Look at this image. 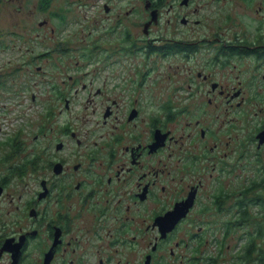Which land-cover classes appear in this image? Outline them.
Returning <instances> with one entry per match:
<instances>
[{
	"label": "flooded vegetation",
	"instance_id": "1",
	"mask_svg": "<svg viewBox=\"0 0 264 264\" xmlns=\"http://www.w3.org/2000/svg\"><path fill=\"white\" fill-rule=\"evenodd\" d=\"M78 1L77 7L82 4L93 16L92 29L90 21L83 36L96 40L80 54L85 63L78 80L61 75L59 87L65 91L48 90L63 101L59 114L70 116L62 117L58 130L49 123L39 125L43 135L48 128L60 138L52 153H60L69 138L84 146L83 159L70 165L54 159L52 174L40 178L22 218L14 213L21 196L18 205L5 211L12 220L2 219L6 200L10 206L14 202L6 193L11 167L3 169L0 162V264H216V256L202 251L205 226L223 233L214 239L222 246L231 234L238 237L237 230L250 219L249 208L264 216V0ZM54 2L0 0L16 6L17 18L30 19L11 22L2 37L67 39L72 2L59 0L57 8ZM95 52L98 58L92 63ZM49 55L37 57L53 61V69L69 67L66 48L59 49V63ZM150 59L168 86L158 88L160 94L152 93L151 70L146 69ZM202 88L207 106L186 109L191 118L181 135L168 125L181 127L180 104L198 97ZM73 101L79 108L71 113ZM68 117L108 127L112 139L107 140L113 143L83 144ZM232 120L243 124L239 144L231 143ZM84 140L92 141L88 136ZM204 162L210 164L204 166L207 170ZM243 169L252 172L241 190L233 188L238 192L231 198L230 176L241 172L242 183ZM173 172L178 175L171 176ZM205 174L212 180L207 187ZM195 211L200 219L190 225H196V232L184 223ZM181 212L185 214L177 219ZM248 224L259 238L260 225Z\"/></svg>",
	"mask_w": 264,
	"mask_h": 264
},
{
	"label": "rangeland",
	"instance_id": "2",
	"mask_svg": "<svg viewBox=\"0 0 264 264\" xmlns=\"http://www.w3.org/2000/svg\"><path fill=\"white\" fill-rule=\"evenodd\" d=\"M54 1L55 2L52 5L54 8H57L59 0ZM75 1L78 0H68L69 4L72 2L71 20L64 29H66L65 31L69 33V37L63 40L56 38L45 40H35L30 38L20 39L9 34L2 37V32L10 27L11 22L16 23L22 20L30 19L17 18L20 13L16 10V6L12 4L1 5L0 3V162H2L3 169L14 165L13 168H9L7 170L8 180L6 184V193L8 192L13 196L14 202L12 203V206H10V203H7L6 200L5 205L2 206L4 207L2 211L3 214L6 210L13 209V205H18L17 200L18 197L21 196V201L19 203L20 209L19 211H14V213H16V215H21L20 219L22 218L25 213V204L31 198L35 199L36 197V194L33 195V193H35L38 187L40 178L49 177L52 174L50 163L54 159H64L69 165L83 159L81 153L85 149L84 146H76V142L74 140H70L69 138L66 139L67 144L60 153H52L54 144L58 142L60 138L58 135L52 136V130H48V128L46 131L47 134L43 135L45 129L43 130L44 127L40 129L39 125L40 123H49V125L56 127L58 130V123L60 124L62 122V117L70 116L69 113L66 112H62L61 115L59 114V110L64 107L63 101L59 100L57 95L48 94V90L49 88L52 89L53 87H58L59 89L65 91L63 88L59 87L61 85L59 76L61 75L65 76V74H71L73 81H75L83 74L81 63H85V61H81L80 54L84 53V51H82L84 48L92 47L94 40H96L88 36H83L84 33L85 35L87 34V28L90 21H92V24L89 27L92 29V10L86 9L82 4L77 7ZM85 10H87V14L83 13ZM137 33V30H133V34L137 35ZM100 41L101 39L99 42ZM60 48H66L68 52H70V55H68L64 60V63L69 64L67 69L64 67L62 69H53L51 68V65L55 64L53 61H47L45 58L37 57L40 53L49 51L51 53L49 56L54 57V60L59 63ZM96 53L97 52L92 55V63H94L96 58H98L96 57ZM51 57H49V59ZM133 62H136V60L130 59V63ZM16 64H19L20 66L28 64V66L9 70V68L15 67ZM146 69L151 70L149 82L151 83L152 93L160 94L162 90L159 91L158 88L168 87L165 82H163L162 70L160 66H155L154 60L150 59ZM84 70L86 71L88 69L84 68ZM88 79H90V77L86 78V80ZM52 80L53 82L51 83ZM43 89H45L46 92L40 93ZM17 90L19 91L18 95ZM205 91L206 88H202V90H200L202 93H200L198 97L189 100L185 99L180 104L184 110V112L178 116V122L181 123V127H177L175 124L168 126L175 128L177 133L182 135V128L191 118L186 109L191 110L194 107L205 108L207 106V102H203L201 99V96H204ZM17 97H19V99H17ZM48 97H50V99L46 101ZM73 97L75 98V96ZM186 102L191 106L186 104ZM5 107H7V110ZM77 108H79V103L73 101L70 105V112L73 113L77 111ZM220 108L221 105L217 104V109L219 110ZM54 110L55 113L59 115L56 116L55 114L53 119H47L51 117V113H54ZM39 114H42L46 118L42 119V116ZM77 120H73V118L69 117L67 119V121H71L75 125V128L73 129L78 131L84 139H86V136H88V139H92V141L83 139V144H92L95 140L109 143V145L113 143L112 140L111 142H108L107 140L109 138L112 139V134L108 135L110 132L108 127L105 128L101 123H95L93 120H89L88 122L85 120V122H87L86 125L79 119ZM220 120L222 121V119ZM255 124L257 125V121H255ZM87 128H91V130H93L92 134L87 135L84 133V130L86 131ZM229 128L232 131L230 134L231 143H241L243 141V136L245 135L243 134V124L240 121L232 120L229 124ZM19 131L21 135L20 138L17 136ZM99 134H102L103 137L97 138V135ZM233 134H237L240 137L238 138V141L234 139L235 137ZM36 135L39 136L33 138ZM185 135L186 134L184 133V136ZM227 137L228 135L225 136V139H227ZM4 142H6V145ZM198 164H201V162ZM209 165V162H204L202 166L205 170H207L204 166L208 167ZM256 168L258 169L257 166ZM242 171V173H244L242 183L237 177L241 175V172H232V176H230L232 188H229L228 191L230 192L229 196L231 198L237 195L236 193L238 192V189L234 190L233 188L240 187L241 190L243 184L249 179L248 173L252 172L251 170L246 169H243ZM177 175L178 174L175 172L171 173V176L173 177ZM4 176L5 175H2V177ZM195 176L198 175L195 174ZM205 176L206 177L203 181L204 186L207 187L211 184L212 180L207 176V174H205ZM254 192L258 193L259 191ZM209 193L210 192L207 193L208 196ZM203 198L204 197H202L201 200H203ZM249 210L250 219L247 224L237 230L236 235L238 237H231V234L224 242H222V246L218 245L214 239H217L216 237L223 236V233L217 232L216 229H208L205 226V230L201 233L202 241L205 243V247L202 250L204 255L207 257L216 256V264H255V260L259 257L261 258V256L254 250L246 260L244 251L247 238L243 233L248 232L250 236L252 235L251 238L256 241H253L256 249L264 251V239L262 241L261 237L256 238L254 236L256 229H253L254 226L248 224L257 222L263 232L262 236H264V216L259 213L258 208H249ZM206 213H204L203 216L207 218ZM3 214L2 219H13L6 214ZM195 219H200L198 218L197 211L193 212L188 219L184 221L186 227L192 226L190 225V222L197 224L194 223ZM192 229L196 232V225L192 226ZM192 243L193 242L190 244Z\"/></svg>",
	"mask_w": 264,
	"mask_h": 264
},
{
	"label": "trees",
	"instance_id": "3",
	"mask_svg": "<svg viewBox=\"0 0 264 264\" xmlns=\"http://www.w3.org/2000/svg\"><path fill=\"white\" fill-rule=\"evenodd\" d=\"M7 142H8V140H7ZM13 146H16V145H13ZM16 153V152H15ZM14 167V165L13 166H11V168H13ZM262 231H260V237H261V239H262ZM256 251V253H259L260 254V256H261V259H257V260H255V264H264V255H263V253L260 251V250H258V249H256V246H255V244L253 243V241H251V240H249L248 239V241H247V243L245 244V251H244V253H245V257H246V260L248 259V257L252 254V252L253 251Z\"/></svg>",
	"mask_w": 264,
	"mask_h": 264
},
{
	"label": "water",
	"instance_id": "4",
	"mask_svg": "<svg viewBox=\"0 0 264 264\" xmlns=\"http://www.w3.org/2000/svg\"><path fill=\"white\" fill-rule=\"evenodd\" d=\"M1 190H2V188L0 187V193H1ZM178 211V210H177ZM185 213L184 212H181L180 214H178L177 215V219H179L181 216H183Z\"/></svg>",
	"mask_w": 264,
	"mask_h": 264
}]
</instances>
